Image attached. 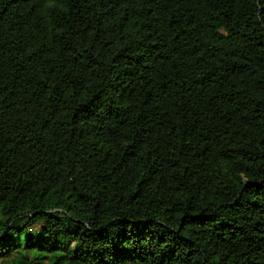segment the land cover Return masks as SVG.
<instances>
[{
    "label": "trees",
    "instance_id": "16d2710c",
    "mask_svg": "<svg viewBox=\"0 0 264 264\" xmlns=\"http://www.w3.org/2000/svg\"><path fill=\"white\" fill-rule=\"evenodd\" d=\"M0 264H264V0H0Z\"/></svg>",
    "mask_w": 264,
    "mask_h": 264
}]
</instances>
